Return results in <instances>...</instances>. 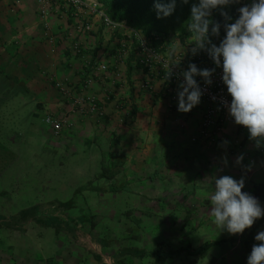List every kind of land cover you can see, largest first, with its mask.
<instances>
[{
  "label": "crops",
  "instance_id": "1",
  "mask_svg": "<svg viewBox=\"0 0 264 264\" xmlns=\"http://www.w3.org/2000/svg\"><path fill=\"white\" fill-rule=\"evenodd\" d=\"M77 23L65 11L60 15L54 9L43 18L35 0H0V71L17 82L25 81L23 89L35 96V104L46 113L69 121L67 133L64 130L61 136L50 138L54 141L52 149L87 157L89 171L83 169L86 175L102 180L104 187L108 183L120 187L103 190L96 203L77 198L54 203L45 213L52 216L51 229L56 238L46 244L45 239L39 238L48 227H37L33 229L38 241L29 246L37 250L12 244L6 247L2 242L0 264H171L168 260L172 258L166 257L162 262L157 254L143 258L128 254L135 250L150 253L136 248L135 231L140 233L142 229L134 225H169L158 234V240H185L187 233L179 228L180 224L196 223L210 215L203 210L211 209L215 177L243 176V191L251 195L253 186L264 185V147L257 148L255 141L249 139L248 130L234 121L213 116L206 125L214 108L208 102L201 100L191 112H179L178 101L166 93L163 80L136 61L135 51L126 46V36L105 28L99 19L93 20L90 35L81 34ZM164 50L165 55H175L186 48L169 40ZM101 64L108 66V73L97 76L90 88L80 89L84 70L91 72ZM56 82L68 94L51 86ZM77 86L78 94L70 93ZM76 96L95 99L99 111L92 112L86 101L81 112L74 105ZM225 140L229 144L222 145ZM44 145L49 147L45 142ZM241 154L244 160L237 164L236 158ZM119 201L134 203L125 207L135 210L131 218H125L123 212L111 214L110 210L118 209ZM90 204L106 210L100 216L101 223L133 226L134 235L125 236L127 231L114 236L111 231L110 238L85 234L81 225H86L91 216L80 210L90 208ZM57 209L64 210L66 216L53 214ZM188 209L196 212L189 214ZM113 216L117 220H112ZM42 220L37 217L32 222L48 226ZM263 221L261 218L257 227ZM28 223L19 218L14 222L19 241L30 235L21 234L23 229L27 231L23 225ZM154 256L161 260L156 263Z\"/></svg>",
  "mask_w": 264,
  "mask_h": 264
},
{
  "label": "rangeland",
  "instance_id": "2",
  "mask_svg": "<svg viewBox=\"0 0 264 264\" xmlns=\"http://www.w3.org/2000/svg\"><path fill=\"white\" fill-rule=\"evenodd\" d=\"M233 18L235 17L233 16ZM158 35L164 37L167 42L170 40L171 43H180V47L186 49L189 47V43L192 42L191 39L194 38V33L189 30L188 24L185 33L176 30ZM20 82L9 78L0 71V243L2 245V242H4L6 247L12 244L17 248L28 247L37 250L35 246L29 247L32 243L38 241L37 232L33 228L46 227L37 224L36 221L32 222L34 218L40 217L43 219L42 221L51 222L52 216L45 212L50 211L49 209L54 203L68 202L75 198L80 201L86 200V202L96 203L103 195V190H112L119 185L108 183L104 187V182L103 184L100 182L102 180L95 178V181L91 176L86 175L84 168L89 171L88 166L86 167L87 157H77V153L73 154L65 149L61 151L52 149L51 146H53L54 141L50 138L61 136L60 133L69 127V121H64L49 111V113H46L38 104H35L38 101L35 96L26 91L27 89H23L25 81L20 80ZM58 84L59 82H56L55 86H51L65 93ZM48 118H54L57 122L60 121L61 126L55 128L54 125L48 124ZM65 132L67 133V130ZM44 142L49 147L44 145ZM108 174L111 173L108 172ZM119 182H122V180ZM93 189H97V191H93ZM75 190L77 193L74 192ZM123 191L128 193L126 188ZM109 195L110 193H108ZM127 205L132 207L134 203L119 201L118 209L110 210V212H112L111 214H114L115 211L118 213L123 212L124 217L129 219L134 215L135 210L125 209ZM89 206L90 208L80 210L81 213H87L91 216L87 219L88 223L86 225H81L84 230L86 229L85 234H96L97 236L102 235L105 238H110L111 231H113L112 236L114 234L125 235L127 231L125 236L134 235L132 232L133 226H123L119 223L118 225L101 223L103 218L100 216L106 210L94 208L92 204ZM121 207L124 208L121 209ZM53 211V214L66 216L62 209ZM187 211L189 214L196 212L195 209H188ZM203 211L210 212L209 209L205 208ZM209 216L204 215L203 219H198L196 223L180 224L179 228L183 232L185 231V234L187 233L185 236L182 235L186 238L185 240H163L162 237L158 240V234H162L163 230L168 228L169 225H134L135 228L142 229L140 233L135 231V246L140 250L149 252L157 250L159 252H169L172 249L178 250L187 247L195 250L205 242L224 239L228 242L212 247L205 255H182L178 258L169 259L168 262L171 264H247L248 255L243 248V244L248 239L250 241L248 245L252 249V246L258 243L254 237L258 231L264 230V221L257 227L260 221L258 219L243 234L230 235L226 231L217 228L212 223L213 219ZM191 217L188 218L190 222L193 220L190 219ZM18 218L23 219L25 223L29 221L27 225H23L27 228V231L23 229L21 234L28 233L30 235L23 236L20 241L14 231V222ZM114 219L117 220L116 216L112 217V220ZM96 221L101 224H95ZM51 228H46V231L40 229L44 234L39 239H45V243L48 242V245L50 244L49 239L56 238V232ZM117 228L118 230H116ZM122 229L125 231L123 234H121ZM146 229L145 235L143 230ZM84 230H82V234ZM2 249L4 248L2 247ZM162 259V262H164V258ZM159 260H161L159 257H153V261H156V263Z\"/></svg>",
  "mask_w": 264,
  "mask_h": 264
},
{
  "label": "clouds",
  "instance_id": "3",
  "mask_svg": "<svg viewBox=\"0 0 264 264\" xmlns=\"http://www.w3.org/2000/svg\"><path fill=\"white\" fill-rule=\"evenodd\" d=\"M189 4L190 0H179ZM178 0H155L154 9L158 19L170 17L176 11ZM242 4L237 9L238 16L226 10L232 5ZM219 12L223 23L211 19ZM189 30L194 33L192 56L206 52L216 68L222 69L221 79L231 96L225 102L228 114L236 125L245 127L249 139L257 148L264 147V0H196L190 9ZM221 29L225 35L221 38ZM213 38H220L219 44ZM216 68H198L190 63L187 70L177 73V110L191 112L204 95V88L198 82L201 78L205 86L213 83ZM172 73L169 72V76ZM229 144L225 140L222 145ZM244 155L236 158L242 164ZM227 165V158H224ZM250 167V166H245ZM245 179L230 175L217 176L210 197L212 223L230 235L243 234L256 220L264 218V206L256 197L243 191ZM255 243L247 257V264H264V230L258 231Z\"/></svg>",
  "mask_w": 264,
  "mask_h": 264
},
{
  "label": "built area",
  "instance_id": "4",
  "mask_svg": "<svg viewBox=\"0 0 264 264\" xmlns=\"http://www.w3.org/2000/svg\"><path fill=\"white\" fill-rule=\"evenodd\" d=\"M39 13L43 18L49 16L52 10H56L57 14L62 15L64 11L78 20V31L81 34H91L93 31V20L99 19L103 26L113 31H118L127 37L126 46H131L135 51L136 61L143 66L148 72H152L161 78L167 87V92L171 95L172 99H177V86L179 80L177 79V73L182 70H187L190 63H195L198 68H215L214 62L208 57L206 52H200L196 56H192L191 48L194 46V38L189 43V47L175 55H165L164 47L167 40L158 35L151 34L146 35L141 31L134 30L126 22H115L107 15L103 5L97 0H35ZM251 0H243V3H250ZM242 4H235L227 8L226 10L234 17L238 16L237 9ZM83 20L82 22H79ZM225 35L223 29H221V38ZM220 38H213V42L219 44ZM86 71L81 80L80 89L90 88L97 76L107 74L109 68L107 65H98L96 70L91 72ZM169 72L172 73L169 76ZM222 70L216 69L212 80L213 83L210 86H205L201 78L197 77L198 82L201 83V87L204 88V95L202 100L210 103L214 108L211 111L210 117L207 118L205 124L210 123V118L215 116L226 122L234 121L228 114L227 108L224 106L225 102L230 103L231 96L227 93L226 85H224L222 79ZM59 85V84H58ZM61 86V85H59ZM62 87V86H61ZM63 89V88H62ZM65 91V89H63ZM79 86L72 88L70 93L78 94ZM69 91H65L67 93ZM75 106H78L81 112H84L83 106L86 105V101L89 104V108L92 112H98L100 109L99 104L95 99L87 100L86 98L75 97ZM47 123L54 125L55 128L61 126V122L55 121L54 118H48Z\"/></svg>",
  "mask_w": 264,
  "mask_h": 264
},
{
  "label": "trees",
  "instance_id": "5",
  "mask_svg": "<svg viewBox=\"0 0 264 264\" xmlns=\"http://www.w3.org/2000/svg\"><path fill=\"white\" fill-rule=\"evenodd\" d=\"M103 7L105 12L115 22H126L134 30L141 31L143 34H160V33H171L172 31L179 30L182 33L186 31V25L190 20V9L192 3L196 0H190L189 4L180 3L178 0L176 11L170 17L158 19L156 11L154 9L155 0H97ZM213 20H219L223 23V17L219 15V12L213 13ZM253 195L258 199L259 202H264V185L259 184L253 186ZM45 227H53L54 225L47 222ZM53 225V226H52ZM228 240L209 241L205 242L202 246L195 250L191 248H180L178 250H170L167 254L163 252L154 251L147 253L145 251L135 250V252H129L131 256L143 258L149 254H157L162 258L179 257L182 255L187 256H199L206 254L214 246H220ZM250 242L248 239L243 244L244 250L247 255L250 254L251 249L248 245Z\"/></svg>",
  "mask_w": 264,
  "mask_h": 264
}]
</instances>
